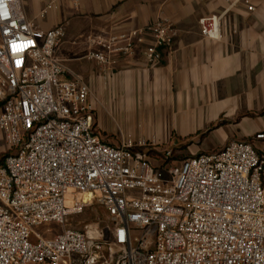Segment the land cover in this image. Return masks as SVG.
<instances>
[{
  "label": "built area",
  "instance_id": "built-area-1",
  "mask_svg": "<svg viewBox=\"0 0 264 264\" xmlns=\"http://www.w3.org/2000/svg\"><path fill=\"white\" fill-rule=\"evenodd\" d=\"M221 18L201 17L202 34L219 39ZM146 34L145 59L157 63L176 34L163 19L98 37L88 57L110 64ZM64 36L62 24L29 20L22 0H0V131L11 151L0 158V264H264V155L253 142L177 163L166 151L159 165L144 138L105 142L90 85L65 78L56 56ZM92 204L111 218L108 244L98 227L67 226ZM52 223L62 227L52 236L34 230Z\"/></svg>",
  "mask_w": 264,
  "mask_h": 264
},
{
  "label": "crops",
  "instance_id": "crops-1",
  "mask_svg": "<svg viewBox=\"0 0 264 264\" xmlns=\"http://www.w3.org/2000/svg\"><path fill=\"white\" fill-rule=\"evenodd\" d=\"M51 1L57 8L41 18ZM22 9L45 30L64 25L56 56L67 69L65 78L90 85L105 142L144 138L155 165L166 151L177 163L231 141H252L264 155V138L256 139L264 133V0H22ZM214 14L222 17L219 39L204 36L199 24ZM159 19L176 31L159 62L145 59L149 34L131 54L113 56L110 64L88 57L100 48L98 37Z\"/></svg>",
  "mask_w": 264,
  "mask_h": 264
},
{
  "label": "rangeland",
  "instance_id": "rangeland-1",
  "mask_svg": "<svg viewBox=\"0 0 264 264\" xmlns=\"http://www.w3.org/2000/svg\"><path fill=\"white\" fill-rule=\"evenodd\" d=\"M10 152L11 151L5 145L3 134L0 131V158L9 154ZM67 226L77 229H85L87 226H91L93 236L97 235L95 228L98 227V229L103 234V242L108 244L111 241V235L109 233V227H112L111 218L107 214L106 210L97 204L86 206L80 212L74 214L69 219ZM48 229H50V232H47ZM61 229V225L52 223L37 226L34 230L36 232L42 233L45 237H49L60 232Z\"/></svg>",
  "mask_w": 264,
  "mask_h": 264
},
{
  "label": "clouds",
  "instance_id": "clouds-1",
  "mask_svg": "<svg viewBox=\"0 0 264 264\" xmlns=\"http://www.w3.org/2000/svg\"><path fill=\"white\" fill-rule=\"evenodd\" d=\"M4 15H5V16H7V15H8V13H7V11H6V10H5V12H4Z\"/></svg>",
  "mask_w": 264,
  "mask_h": 264
},
{
  "label": "trees",
  "instance_id": "trees-1",
  "mask_svg": "<svg viewBox=\"0 0 264 264\" xmlns=\"http://www.w3.org/2000/svg\"><path fill=\"white\" fill-rule=\"evenodd\" d=\"M6 156V155H5ZM5 156L1 157V158H4Z\"/></svg>",
  "mask_w": 264,
  "mask_h": 264
}]
</instances>
